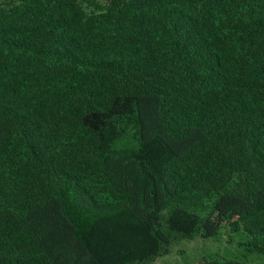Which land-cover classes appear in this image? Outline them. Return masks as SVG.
I'll return each mask as SVG.
<instances>
[{"label": "trees", "instance_id": "16d2710c", "mask_svg": "<svg viewBox=\"0 0 264 264\" xmlns=\"http://www.w3.org/2000/svg\"><path fill=\"white\" fill-rule=\"evenodd\" d=\"M224 228L264 254V0H0V264Z\"/></svg>", "mask_w": 264, "mask_h": 264}, {"label": "rangeland", "instance_id": "374dc122", "mask_svg": "<svg viewBox=\"0 0 264 264\" xmlns=\"http://www.w3.org/2000/svg\"><path fill=\"white\" fill-rule=\"evenodd\" d=\"M238 235H231L228 228H224L215 237L173 240L170 251L162 257L156 258L151 264H191L201 257L217 254L227 258H246L252 263L264 264V254L249 253L239 245Z\"/></svg>", "mask_w": 264, "mask_h": 264}]
</instances>
